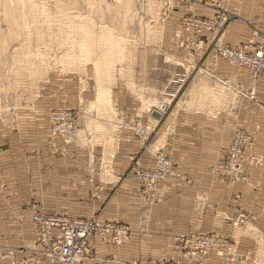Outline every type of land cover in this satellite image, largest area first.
<instances>
[{"label":"rangeland","instance_id":"1","mask_svg":"<svg viewBox=\"0 0 264 264\" xmlns=\"http://www.w3.org/2000/svg\"><path fill=\"white\" fill-rule=\"evenodd\" d=\"M230 24L248 28V39L226 43ZM260 32L264 0H0V264H64L67 237L81 247L74 264H264V199L254 212L217 211L221 223L173 235L159 254L123 262L102 244L119 248L131 229L105 214L116 186L105 192L99 177L118 131L146 142L145 111L154 118L155 104L212 112L232 104L237 84L198 58L245 70L252 99L264 79L254 59L256 47L264 50ZM255 137V130L233 129L207 173L227 187L248 185V166L262 163L245 154ZM234 138L240 152L228 160ZM153 156L149 166L133 157L119 179L136 182L148 199L169 176L191 183L179 161L159 148ZM79 222L85 238L68 234Z\"/></svg>","mask_w":264,"mask_h":264},{"label":"crops","instance_id":"2","mask_svg":"<svg viewBox=\"0 0 264 264\" xmlns=\"http://www.w3.org/2000/svg\"><path fill=\"white\" fill-rule=\"evenodd\" d=\"M249 32L244 26L230 24L225 42H244ZM198 43L204 47L207 42L203 40ZM198 59L202 65L211 67L219 78L237 84L240 91L232 104L215 112L198 106L191 109L183 104L172 105L167 101L161 102V105L155 104L152 108L159 111L161 116L158 119L150 118L145 111V124L150 129L146 130L150 131L146 142L142 134L138 136L133 131H118L115 144L109 149L111 154L106 159V168L99 172V177L107 184L105 192L112 189L110 185L116 186L115 195L106 202L108 206L105 214L111 219L123 218L131 229L129 238L119 248L112 250L104 243L102 247H108V253L123 262L159 254L173 235L221 223L217 211L231 215L237 208L254 212L262 207L264 79L257 81L251 99L248 96L249 76L245 70L222 59H217L216 63L208 57ZM222 84L229 86L228 83ZM230 94L234 93L230 91ZM217 98L218 92L212 91V102L217 103ZM239 126L255 130V145L245 154L256 158L260 156L262 163L248 166V185L234 184L227 187L213 179L206 168L217 158L219 149L228 141L233 129ZM157 148L180 162V171L184 176L191 177V183L169 176L155 190L152 199L143 198L136 182L127 178L120 180L119 177L127 172L133 157H137L144 166L151 165L153 152ZM235 195L237 199L233 198ZM207 206H212L216 214ZM225 228L221 231L225 232Z\"/></svg>","mask_w":264,"mask_h":264},{"label":"built area","instance_id":"3","mask_svg":"<svg viewBox=\"0 0 264 264\" xmlns=\"http://www.w3.org/2000/svg\"><path fill=\"white\" fill-rule=\"evenodd\" d=\"M205 27V26H203ZM257 38L261 39V41H264V32H260L257 34ZM255 61L256 64H258L259 66L263 67L262 71L264 72V50H262L261 48H255ZM240 148H241V139H237L234 138L231 140L230 145L228 147V151H227V158L228 160H232L234 159L240 152ZM156 160L159 163H163L165 162L164 157L161 154L157 155ZM223 167V166H221ZM158 178L160 177L159 175H153V174H147L146 178L147 179H151V178ZM163 176H161L159 179H161ZM78 226H76V228H71L70 232L68 233L70 235H75L76 237L79 236V238H85L86 237V231H85V225L86 224H82V223H77ZM88 226V224H87ZM81 250V247L75 245V243L72 242V239L67 237L66 243L64 244V246L62 247V256L63 258V263L64 264H74L75 263V257L77 254V252H79Z\"/></svg>","mask_w":264,"mask_h":264},{"label":"water","instance_id":"4","mask_svg":"<svg viewBox=\"0 0 264 264\" xmlns=\"http://www.w3.org/2000/svg\"><path fill=\"white\" fill-rule=\"evenodd\" d=\"M150 115H151L152 117H154V118H159L161 114H160L159 111L153 109V110H151Z\"/></svg>","mask_w":264,"mask_h":264},{"label":"bare ground","instance_id":"5","mask_svg":"<svg viewBox=\"0 0 264 264\" xmlns=\"http://www.w3.org/2000/svg\"><path fill=\"white\" fill-rule=\"evenodd\" d=\"M154 109V108H153Z\"/></svg>","mask_w":264,"mask_h":264}]
</instances>
